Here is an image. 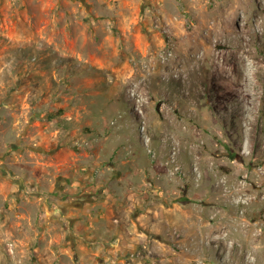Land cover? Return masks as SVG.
<instances>
[{
	"label": "rangeland",
	"instance_id": "obj_1",
	"mask_svg": "<svg viewBox=\"0 0 264 264\" xmlns=\"http://www.w3.org/2000/svg\"><path fill=\"white\" fill-rule=\"evenodd\" d=\"M0 264H264V0H0Z\"/></svg>",
	"mask_w": 264,
	"mask_h": 264
},
{
	"label": "crops",
	"instance_id": "obj_2",
	"mask_svg": "<svg viewBox=\"0 0 264 264\" xmlns=\"http://www.w3.org/2000/svg\"><path fill=\"white\" fill-rule=\"evenodd\" d=\"M21 185V184H19ZM13 191H16L15 188L12 189ZM108 188H106L104 191H107ZM78 190H72L70 188H66L61 190L62 193H69L68 195H70V197L68 196H63L58 200V204H53V207L58 208L61 211V218H64L65 220H67L68 222H70V229H75L79 231H81V226H82V222L83 219L87 218V220L89 221V226H87V231H89V233H91L90 237V242L93 244V242H99V240H97V236H101L104 235L106 233H113V232H119V229L116 230V228L112 227L114 225H112V219L114 218L113 216L110 215V212L106 206V201L108 200L107 198L98 200L95 198V196H91L90 198L93 200L92 202H81L82 200H84L86 197L87 199H89V195L83 194L80 195V192H77ZM42 194H47V199L46 201L48 202L49 199L51 200V196L49 195L48 192H41ZM73 196V197H72ZM86 196V197H84ZM44 196H42L43 198ZM95 198V199H94ZM106 200V201H105ZM98 206H102L103 210L101 211H97L95 210V212H93V209ZM44 214H48V211L46 210L45 212H43ZM51 213V212H50ZM86 221V220H85ZM72 225V226H71ZM81 225V226H80ZM80 238H85V236L80 235ZM81 240H79L78 242V248L79 247H83ZM89 242V241H87Z\"/></svg>",
	"mask_w": 264,
	"mask_h": 264
},
{
	"label": "bare ground",
	"instance_id": "obj_3",
	"mask_svg": "<svg viewBox=\"0 0 264 264\" xmlns=\"http://www.w3.org/2000/svg\"><path fill=\"white\" fill-rule=\"evenodd\" d=\"M244 62L243 61H239V72L244 73L246 71V69L243 67Z\"/></svg>",
	"mask_w": 264,
	"mask_h": 264
}]
</instances>
